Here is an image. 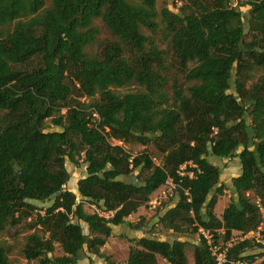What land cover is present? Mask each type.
<instances>
[{
    "label": "trees",
    "instance_id": "1",
    "mask_svg": "<svg viewBox=\"0 0 264 264\" xmlns=\"http://www.w3.org/2000/svg\"><path fill=\"white\" fill-rule=\"evenodd\" d=\"M238 1L248 12L230 0H181L177 11L159 9L157 0H0V232L36 208L31 200L52 201L34 218L43 234H29L28 260L75 264L85 247L102 255L112 226L131 225L127 217L169 178L179 200L160 216L167 228L204 226L224 241L234 231L258 229L264 79L247 84L256 68L264 69V0ZM96 19L114 39L91 53L87 48L100 33ZM143 27L163 30L173 52L185 83L174 78L171 95L167 51ZM131 84L138 89H113ZM109 138L153 143L162 162L147 153L134 156ZM82 154L87 175L78 180V195L66 187V161L78 164ZM209 155L238 156L241 163L221 217L214 206L225 186ZM137 168L146 171L138 182L119 178ZM87 202L111 215L88 212ZM134 240L126 261L109 264H159L158 257L189 264L185 240ZM56 243L64 254L51 256ZM252 245L249 238L236 242L223 264H254L259 256L264 264V252L246 253ZM0 264H12L2 243ZM194 264H219L203 237Z\"/></svg>",
    "mask_w": 264,
    "mask_h": 264
},
{
    "label": "rangeland",
    "instance_id": "2",
    "mask_svg": "<svg viewBox=\"0 0 264 264\" xmlns=\"http://www.w3.org/2000/svg\"><path fill=\"white\" fill-rule=\"evenodd\" d=\"M233 5H237L239 9L243 12H248L249 6L241 5L238 0H230ZM50 0H48V4ZM158 8L162 9L163 7H168L173 11H177L178 6L181 4V0H157ZM95 24L100 28V33L98 39L90 45L87 50L91 53H96L99 50V46L106 41L112 40L110 30L107 26L100 20L96 19ZM1 28L6 31L7 29H12V25H1ZM143 32L146 35H149L154 41L158 44L159 48L165 49L167 51V62L170 65L169 69V81L167 91L169 95L172 94L173 89V80L176 78L180 83L184 84V79L181 73L177 69L176 60L174 58L172 50L168 47L166 38L163 34V30H158L153 33L147 28L143 27ZM251 36L249 33L248 38ZM264 79V69L256 68L253 71V77L247 85H251L256 81ZM114 91L117 93H125L128 91H135L138 89L136 84H131L125 87H113ZM76 94H79L75 91ZM82 99H85L82 96ZM88 100V98L86 99ZM65 112V109L63 110ZM50 124V123H49ZM51 129H58L53 125H50ZM112 143H120L124 146L132 155H139L141 153H147L156 164H161L162 154L158 148L153 143H128L120 142L116 139L109 138ZM83 154L80 156L79 163H74L67 159L66 166L70 172V179L66 187L70 190L75 191L78 194V180L87 175L86 168L87 163L83 160ZM209 159L212 163L216 164L221 169L220 182L224 184L225 189L222 194H218L217 201L214 206V212L218 217H221V214L224 208L229 204L231 200L232 192V179L241 172V163L238 156H233L230 158H221L213 155H209ZM146 174V171L143 169L140 171V168L133 170L129 175L120 176L119 178L125 181H134L138 182L142 176ZM138 176V178H137ZM79 195V194H78ZM247 196L252 200H258L253 191L247 192ZM179 200V195L176 192L175 186L170 184L162 185L158 190H156L152 196L151 200L142 205L137 212L132 213L127 217L129 224L113 225L112 234L107 238L106 244L100 249L102 255H96L90 253L87 250V247L83 250L81 258L75 264H109V260L116 262L126 261L128 258L129 248L132 245H136V241H131V239H138L143 236H148L151 238H157L160 240L172 241L174 239L185 240L187 242V255L189 264H194V249L195 245L200 242L201 235L198 231L193 229V225L184 224L180 230H173L167 228L160 220V216L164 212ZM32 204L36 206L35 209L28 211L27 214H24L21 220L9 223L6 228L0 232V243L4 244L7 248V253L9 260L12 264H39L37 259L28 260L24 255V247L27 242L28 236L30 233L36 232L43 234L39 226L35 224V217L38 212H44L45 208L50 205L52 201L45 200H31ZM85 209L88 212H99L106 216H110V212H106L98 208L95 204L87 202L85 204ZM85 233H89L88 225L85 222L81 223ZM140 225L139 229H135L133 225ZM247 235V237H245ZM233 236L237 241L242 240V238H249L252 240V247L247 250V254H259L264 252V209H263V221L261 223V228H258L255 231L249 233H242L238 231L233 232ZM221 243H224L223 238H219ZM262 245V246H260ZM64 254V251L60 244H55V249L53 252L49 253L51 256H58ZM263 259L262 256L257 257L254 264H258ZM159 264H168L167 261L158 257Z\"/></svg>",
    "mask_w": 264,
    "mask_h": 264
},
{
    "label": "built area",
    "instance_id": "3",
    "mask_svg": "<svg viewBox=\"0 0 264 264\" xmlns=\"http://www.w3.org/2000/svg\"><path fill=\"white\" fill-rule=\"evenodd\" d=\"M95 117H99L97 113L94 114ZM185 168V165L181 166V171L179 172L180 175L184 174L183 169ZM167 184L175 186V183L173 179L169 178L166 182ZM186 194H188V191H186ZM191 198L188 197V200ZM258 228H261V224ZM198 232L205 240L207 246L209 247L211 254L215 257L217 262L219 264H223L227 260V253L230 247H232L236 242V238L232 235L228 240L224 241V243H221L215 234V231H213L211 228H206L204 226L198 227ZM247 237V235L245 236ZM245 238H242V240Z\"/></svg>",
    "mask_w": 264,
    "mask_h": 264
}]
</instances>
